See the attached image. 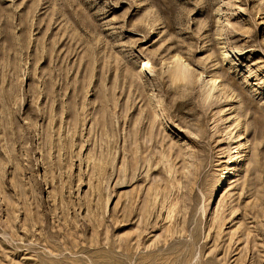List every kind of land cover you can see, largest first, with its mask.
Wrapping results in <instances>:
<instances>
[{"label": "rangeland", "instance_id": "rangeland-1", "mask_svg": "<svg viewBox=\"0 0 264 264\" xmlns=\"http://www.w3.org/2000/svg\"><path fill=\"white\" fill-rule=\"evenodd\" d=\"M0 264H264V0H0Z\"/></svg>", "mask_w": 264, "mask_h": 264}, {"label": "bare ground", "instance_id": "bare-ground-1", "mask_svg": "<svg viewBox=\"0 0 264 264\" xmlns=\"http://www.w3.org/2000/svg\"><path fill=\"white\" fill-rule=\"evenodd\" d=\"M20 50H21V49H20ZM145 62H146V61H145ZM144 66H145V64H144ZM176 67H177V66H176ZM176 67H175V68H176ZM175 68H174V69H175ZM184 68H185V67H184ZM182 69H183V68H182V67L180 68L179 66L177 67V69H175V73L177 74L176 76H174L175 79H178V78H179V79H181V81H182L183 78H181V77H184V76L186 77V74L183 76V74H184V72L186 71V69H185V71H183L184 69H183V70H182ZM173 71H174V70H173ZM146 72H147V71H146ZM172 73H173V72H172ZM172 75H174V74H172ZM177 76H179V77L176 78ZM189 76H190V75H189ZM184 79H185V78H184ZM188 79H189V78H188ZM211 79H212V78H211ZM213 79H214V78H213ZM213 79H212V82H215L216 80H213ZM210 82H211V81H210ZM185 84H186V83H185ZM188 84H189V83H188ZM212 84H213V83H212ZM153 91H154V90H153ZM155 95H157V93H156ZM155 95H153V96L155 97ZM156 97H157V96H156ZM156 97H155V98H156ZM151 100H152V99H151ZM154 100H156V99H154ZM153 102H154V101H153ZM153 102H152V103H153ZM155 102H156V101H155ZM155 102H154V103H155ZM155 104H156V103H155ZM155 104H153V108H154ZM157 105H158V104H157ZM157 105H156V106H157ZM156 106H155V107H156ZM153 108H152V109H153ZM157 108H158V107H157ZM157 108H156V109H157ZM160 109H161V108H160ZM153 112H155V111L153 110ZM156 113H157V112H156ZM158 113H159V112H158ZM162 113H163V112H162ZM162 113H161V114H162ZM162 115H165V114H162ZM158 117H159V116H158ZM160 118H161V117H160ZM162 119H163V117H162ZM165 126H166V125H165ZM58 142H59V141H58ZM104 157H105V156H104ZM15 158H16V157H15ZM100 163H101V162H100ZM101 165H102V164H101ZM21 185H22V184H21ZM146 212H147V211H146ZM148 214H149V213H148ZM125 219H126V218H125ZM91 220H92V219H91ZM127 221H128V220H127ZM217 230H218V229H217Z\"/></svg>", "mask_w": 264, "mask_h": 264}]
</instances>
